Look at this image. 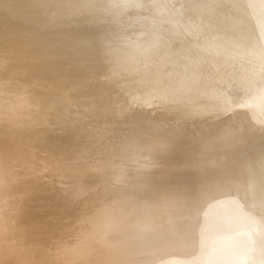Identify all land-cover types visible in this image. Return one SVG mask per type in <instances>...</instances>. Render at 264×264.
I'll return each instance as SVG.
<instances>
[{
	"label": "bare ground",
	"instance_id": "6f19581e",
	"mask_svg": "<svg viewBox=\"0 0 264 264\" xmlns=\"http://www.w3.org/2000/svg\"><path fill=\"white\" fill-rule=\"evenodd\" d=\"M3 248L264 264V0H0Z\"/></svg>",
	"mask_w": 264,
	"mask_h": 264
},
{
	"label": "rangeland",
	"instance_id": "374dc122",
	"mask_svg": "<svg viewBox=\"0 0 264 264\" xmlns=\"http://www.w3.org/2000/svg\"><path fill=\"white\" fill-rule=\"evenodd\" d=\"M13 231V230H12ZM3 244H4V242H3ZM2 255H3V257H6L9 253L8 252H6V250L3 248L2 250H1V252H0ZM39 257V256H38ZM53 258V257H52ZM49 259L50 258H45V260L46 261H49ZM27 262H26V264H42L43 262H41L40 263V261H41V257H39V260L37 261L38 263H32V262H30V258L28 259L27 258ZM8 261H10L11 263H12V260H11V257H9V260ZM49 263V262H48ZM43 264H45V263H43Z\"/></svg>",
	"mask_w": 264,
	"mask_h": 264
}]
</instances>
